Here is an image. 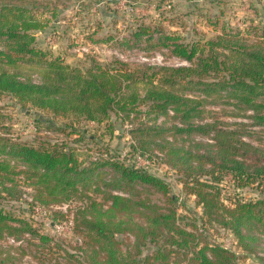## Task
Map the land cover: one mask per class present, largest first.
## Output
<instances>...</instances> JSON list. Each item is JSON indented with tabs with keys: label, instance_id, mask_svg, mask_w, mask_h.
I'll return each instance as SVG.
<instances>
[{
	"label": "trees",
	"instance_id": "trees-1",
	"mask_svg": "<svg viewBox=\"0 0 264 264\" xmlns=\"http://www.w3.org/2000/svg\"><path fill=\"white\" fill-rule=\"evenodd\" d=\"M156 9H161L160 3ZM49 10L51 17L57 15L55 8ZM50 21L37 0H0V96L9 95L23 107L66 117L72 124L105 122L110 131L115 127L113 116L127 123H133L135 113L148 117L130 132L146 134L153 148L164 153L166 163L181 172L185 188L202 206L206 223L230 230L244 249L254 252L261 239L258 229L264 233V195L245 200L237 190V196L227 202L219 185L227 176L238 189L261 184L264 146L248 141L245 137L250 132L225 129L218 122L204 119L210 112L206 103L222 101L251 112L249 117L255 125L264 127V21L255 39L247 36L250 32L227 24L220 28L219 19L212 22L218 34L191 42L158 29L157 44L169 47L189 64L150 65L142 70H131L121 60L102 63L92 59L87 67L66 64L61 55L37 43L38 31ZM149 29L142 24L133 33L134 39L150 40L153 34ZM22 64L39 73L38 82L32 72L20 68ZM0 119L4 121L5 117ZM1 129L7 127L0 120L1 234L3 227L10 228L17 222L2 195L18 197L19 181L35 190L34 205L41 208L68 202L83 192L101 190V183L126 190L139 185L162 193L167 206L143 197L109 194L107 208L92 199L76 218L79 230L100 244L99 250L106 258L99 264H173L172 255L178 252L189 259V264H235V252L208 242L203 233L178 222L181 218L176 197L160 176L127 164L124 159L106 157L86 162L67 143L29 142ZM194 133L207 136L213 143L209 147L196 142L178 146L169 139L170 135L190 137ZM140 144L146 148L144 140ZM19 223L22 232L36 234L27 222ZM127 231L137 237L135 255L118 245L116 234ZM39 238L48 240L43 234ZM148 243L152 244V252L139 257V249Z\"/></svg>",
	"mask_w": 264,
	"mask_h": 264
},
{
	"label": "rangeland",
	"instance_id": "rangeland-1",
	"mask_svg": "<svg viewBox=\"0 0 264 264\" xmlns=\"http://www.w3.org/2000/svg\"><path fill=\"white\" fill-rule=\"evenodd\" d=\"M215 1V2H214ZM42 12L51 20L48 26L37 33V43L56 55H61L65 63L73 66L87 67L91 60L102 63H113L116 60L126 62L131 70H142L145 66L179 65L181 58L174 55L170 48L158 45V29L171 35L179 34L182 41L191 42L200 38H209L220 31L215 29L214 20L219 19L221 28L224 24L242 30L255 39L260 32L261 21H264V0H37ZM27 3H29L27 1ZM160 3L161 9L156 6ZM254 6V7H253ZM49 8H55L57 15L51 17ZM40 9V8H39ZM46 9V10H45ZM161 12L164 15L161 16ZM158 19V20H157ZM142 24L150 27L153 37L136 41L133 33ZM157 56L161 60H157ZM145 57L151 58L149 62ZM155 58V59H153ZM126 60V61H125ZM184 60V59H182ZM154 63V64H153ZM163 63V64H160ZM185 65V64H184ZM23 70L32 72V78L39 81L37 71L26 65ZM204 122H218L220 127L231 128L240 132H250L248 141L256 146H264V127L255 125L250 118L251 112L235 108L231 103L208 102ZM0 119L7 129L1 132H12L20 139L29 142L49 140L67 143L80 154L83 161L113 157L124 159L127 164L145 168L168 182L170 194L176 197L179 223L187 229L203 233L208 242H216L235 252V264H264V233L258 229L261 237L254 252L244 249L236 236L217 223H206L203 219L202 206L197 197L185 188L184 176L179 170L166 163V156L153 148V141L146 134L134 135L132 127L147 122L148 117L136 114L133 123L123 122L113 116L115 127L108 130V123L81 122L73 123L63 116L34 107H23L9 95L0 96ZM174 119H168L172 122ZM52 128H50V125ZM66 124L72 125V128ZM73 129L78 132H71ZM142 136L143 139L141 138ZM171 137V138H170ZM169 139L175 145L213 143L210 138L199 133L190 137L176 135ZM141 138V139H140ZM146 142V148L140 144ZM207 144V145H206ZM148 147V148H147ZM145 149L143 152L142 150ZM143 152V153H142ZM109 182V181H107ZM101 190H91L74 196L70 201L41 208L34 205L35 190L27 183L19 181L18 197H6L8 210L17 222L12 227H3L0 233V264H99L105 260V254L99 250V243L81 232L77 227L84 208L92 199L103 203L105 208L110 204L109 194H119L139 199L147 198L161 207L167 206V198L160 192L143 186L130 189L106 187L101 183ZM223 197L230 202L241 191L243 199L248 200L256 195H264V180L258 185L250 184L238 189L230 176L219 185ZM15 196V195H13ZM233 197V198H231ZM18 198V199H15ZM9 200V201H8ZM27 222L32 233L22 232L19 221ZM197 227H195V225ZM18 228V229H17ZM26 229V228H25ZM48 236L42 241L39 235ZM256 234V233H255ZM12 239L14 241H12ZM119 247L135 255L137 237L127 231L116 234ZM139 257L152 252V244L140 248ZM173 264H189V259L182 253L172 255Z\"/></svg>",
	"mask_w": 264,
	"mask_h": 264
},
{
	"label": "built area",
	"instance_id": "built-area-1",
	"mask_svg": "<svg viewBox=\"0 0 264 264\" xmlns=\"http://www.w3.org/2000/svg\"><path fill=\"white\" fill-rule=\"evenodd\" d=\"M150 59H151V58L145 57V60L148 61L149 64H152L151 62H149ZM153 59H155V58H153ZM157 60L160 61V60H161V57H160V56H157ZM179 60H181L182 62H180L179 65H174V66H182V65H184V64H185V65H188V64H189V62L186 61V60H182V59H179ZM125 61H126V60H125ZM153 64H154V63H153ZM160 64H163V63H160ZM12 241H14V240L12 239Z\"/></svg>",
	"mask_w": 264,
	"mask_h": 264
}]
</instances>
